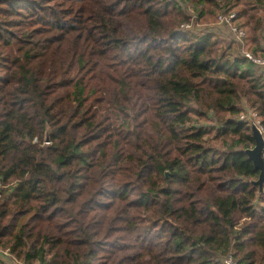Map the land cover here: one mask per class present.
<instances>
[{
  "label": "trees",
  "instance_id": "trees-1",
  "mask_svg": "<svg viewBox=\"0 0 264 264\" xmlns=\"http://www.w3.org/2000/svg\"><path fill=\"white\" fill-rule=\"evenodd\" d=\"M230 12L264 58V0H0V253L264 264V70L181 29Z\"/></svg>",
  "mask_w": 264,
  "mask_h": 264
},
{
  "label": "built area",
  "instance_id": "built-area-1",
  "mask_svg": "<svg viewBox=\"0 0 264 264\" xmlns=\"http://www.w3.org/2000/svg\"><path fill=\"white\" fill-rule=\"evenodd\" d=\"M237 15L235 12L230 13H219L217 14L215 20L211 23L210 29L213 30H227L230 35L232 36V42L237 44V47L240 49V51L237 53L238 56L243 57L247 61L253 63L259 70H264V58L262 57H255L252 53L244 51L245 47V39L247 37L246 31L242 28H239L237 26ZM190 26L188 24L182 25L181 29L182 31L189 30ZM209 33H212V31H209ZM263 47H264V34H263ZM251 118L257 119L256 113L250 114ZM239 121L245 122L248 120L246 116L241 115L239 118ZM261 129V127H260ZM223 264H237L236 261L229 255L226 258L223 259Z\"/></svg>",
  "mask_w": 264,
  "mask_h": 264
},
{
  "label": "rangeland",
  "instance_id": "rangeland-1",
  "mask_svg": "<svg viewBox=\"0 0 264 264\" xmlns=\"http://www.w3.org/2000/svg\"><path fill=\"white\" fill-rule=\"evenodd\" d=\"M189 15H192V13L190 11H189ZM216 16L217 15L213 16L212 18H209L208 20L204 19L203 21H200V22H197L196 18L193 16V18L191 19V22L189 23L190 27L188 29L193 31V33H195L196 35H204L205 33H209V31H212L213 35L218 36L220 38V40H222L224 45H230V44L232 45V36L230 35V33L227 30H221L220 31V30L210 29L209 25H211V23L215 20ZM244 30L246 32H248L246 29H244ZM260 41L262 43L263 37H261ZM235 50H236L235 55H237V53L240 51V49L238 47H235ZM244 51L251 53L249 50H247V47H244ZM255 57H260V56H255ZM243 109H244V112L241 115L246 116V118L248 119L245 122H248L249 125H251V122H254L258 127H260L258 117H257V119L250 117V114L255 113V112L253 110H250V108L246 102L243 104ZM261 131H262V129H261ZM0 255H2L4 257L3 261L7 264H21V263L15 261L13 256L7 252H1Z\"/></svg>",
  "mask_w": 264,
  "mask_h": 264
},
{
  "label": "water",
  "instance_id": "water-1",
  "mask_svg": "<svg viewBox=\"0 0 264 264\" xmlns=\"http://www.w3.org/2000/svg\"><path fill=\"white\" fill-rule=\"evenodd\" d=\"M254 146L250 149H246L244 154L253 163L254 168L259 171L257 181L253 182V185L259 187V194L264 193V136L260 127H258L254 122L250 125ZM48 134L46 135L45 142L48 143Z\"/></svg>",
  "mask_w": 264,
  "mask_h": 264
}]
</instances>
